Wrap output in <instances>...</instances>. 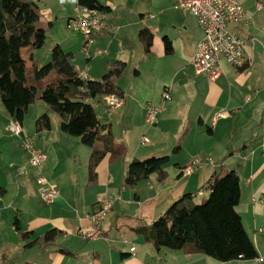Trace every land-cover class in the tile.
<instances>
[{"label": "crops", "instance_id": "obj_1", "mask_svg": "<svg viewBox=\"0 0 264 264\" xmlns=\"http://www.w3.org/2000/svg\"><path fill=\"white\" fill-rule=\"evenodd\" d=\"M29 1L41 9L39 25L47 29L48 47L25 48L27 63L46 64L54 44L74 53L73 63L84 79L99 80L112 63H126L117 81L124 104L111 108L106 96L89 100L122 151H108L91 178L92 153L104 147L108 130L91 147L65 133L61 117L49 111L51 129L38 133L35 122L48 110L38 100L22 125L23 137L48 154L43 173L59 189L46 204L39 195V171L29 166L22 137L10 132L13 119L0 99V264H264V0H238L247 21L232 26L248 40L251 63L237 68L222 58V73L214 80L195 72L191 61L203 31L193 15L175 8V0H98L110 7L103 11L106 26L87 46L80 33L66 27L74 15L71 2L60 10L58 0ZM143 28L153 33L149 51L139 37ZM167 90L170 98L164 99ZM149 102L160 106L155 125L145 117ZM165 155L170 160L164 177L155 172L125 185L134 160ZM222 168L239 175L237 211L257 258L222 262L189 249H157L136 231L185 193H195L196 202L205 200L210 177ZM104 198L113 199V208L102 223V237L81 236L79 228ZM52 229L63 233L45 243Z\"/></svg>", "mask_w": 264, "mask_h": 264}, {"label": "trees", "instance_id": "obj_2", "mask_svg": "<svg viewBox=\"0 0 264 264\" xmlns=\"http://www.w3.org/2000/svg\"><path fill=\"white\" fill-rule=\"evenodd\" d=\"M79 2L105 12L110 9L98 0ZM41 17V9L33 1L0 0V99L11 118L21 123L31 105L42 100L48 110L35 122L38 133L51 129L49 111L61 117V129L65 133L80 137L84 144L91 147L101 138V132L108 130L103 137L104 147L94 149L91 156L89 168L91 178H94L95 168L105 154L111 151L117 155L122 149L115 144L110 128L100 123L95 107L89 100L111 94L123 97V90L117 81L123 75L126 63H112L99 80L84 79L73 63L74 53L65 51L60 44H54L50 60L44 65L34 64L30 82L23 50L46 46L47 29L39 25ZM139 37L149 51L153 33L143 28ZM165 44L166 51L170 52L168 39ZM169 160L168 155L151 156L132 163L127 170L125 185L134 186L139 179L155 172L164 177V167ZM206 189L210 193L203 202L195 201V193H185L153 223L138 227L136 231L157 249H189L222 262L257 258L256 247L237 211L241 200L238 173L222 168L212 174ZM62 233L58 229L49 230L43 241L52 243ZM22 236L28 238L29 233H22Z\"/></svg>", "mask_w": 264, "mask_h": 264}, {"label": "built area", "instance_id": "obj_3", "mask_svg": "<svg viewBox=\"0 0 264 264\" xmlns=\"http://www.w3.org/2000/svg\"><path fill=\"white\" fill-rule=\"evenodd\" d=\"M58 1L62 4L68 2L73 4L74 15L68 20L67 25L68 28L82 34L85 46L105 28L106 21L103 11L81 4L79 0ZM174 6L193 15L203 31V36L197 44L191 61L197 74H206L213 80L217 79L222 73V58L237 68H243L244 65L251 63V59L246 57L248 40L232 29L233 25L247 21V13L241 2L238 0H175ZM251 41L254 42V40ZM80 76L83 78V75L80 74ZM163 98H170L168 90L164 91ZM106 100L111 108L121 107L124 104L123 97L114 94L107 95ZM159 111L160 106L153 102L146 105L145 117L149 124L157 123ZM9 130L12 134L22 137L23 148L29 156V166L39 171L36 180L41 200L46 204L52 203L59 194V189L43 173L48 154L38 148L32 138L23 137L24 128L21 122L13 120ZM142 142H148V138L143 137ZM192 167L193 165L186 167L183 173L187 174ZM21 172L27 174V168ZM200 194L203 193L200 192ZM112 208L113 199H102L88 215L89 223L82 225L78 233L91 240L101 238L102 223L108 218ZM131 250L134 251L135 247Z\"/></svg>", "mask_w": 264, "mask_h": 264}, {"label": "rangeland", "instance_id": "obj_4", "mask_svg": "<svg viewBox=\"0 0 264 264\" xmlns=\"http://www.w3.org/2000/svg\"><path fill=\"white\" fill-rule=\"evenodd\" d=\"M64 4H66V3H64ZM64 4H62V3H60L59 4V7H60V10L62 9V7H64ZM73 6V5H72ZM71 7V6H70ZM68 5H67V8H70ZM66 27H68V25L66 24ZM74 33H76L74 30H72ZM82 35V34H81ZM47 47L48 46H45L44 48H42V49H40L41 51H47ZM27 71H28V78H29V81L32 79V75H33V63H27ZM30 82H32V81H30ZM29 82V83H30ZM1 103V102H0ZM0 105H2V104H0ZM1 107H3V106H1ZM206 198H208V197H206ZM205 198V199H206ZM204 201V199L203 200H199L198 202L199 203H201V202H203Z\"/></svg>", "mask_w": 264, "mask_h": 264}, {"label": "water", "instance_id": "obj_5", "mask_svg": "<svg viewBox=\"0 0 264 264\" xmlns=\"http://www.w3.org/2000/svg\"><path fill=\"white\" fill-rule=\"evenodd\" d=\"M137 161H139L138 159H136V160H134L133 162H137Z\"/></svg>", "mask_w": 264, "mask_h": 264}]
</instances>
